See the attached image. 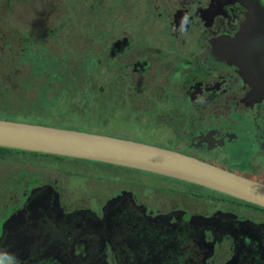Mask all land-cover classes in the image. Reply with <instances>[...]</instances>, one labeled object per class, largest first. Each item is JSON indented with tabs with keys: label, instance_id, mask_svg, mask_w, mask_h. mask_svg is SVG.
Masks as SVG:
<instances>
[{
	"label": "flooded vegetation",
	"instance_id": "obj_1",
	"mask_svg": "<svg viewBox=\"0 0 264 264\" xmlns=\"http://www.w3.org/2000/svg\"><path fill=\"white\" fill-rule=\"evenodd\" d=\"M133 1L116 0V5L149 18L155 24L151 25L154 31L172 30V40L166 39L169 53H164L163 47L156 49L158 57L164 59L160 66L155 58L136 54L138 47L132 37L129 41L118 40L111 44L108 54L116 65L113 71L117 78L130 74L135 79L130 91L113 86L110 92L115 96L107 92L112 97L105 104V127L95 129L82 121L74 123L70 113L61 118L63 122L49 121L46 114L34 123L159 145L264 182V97L255 91L248 96L252 84L244 80L236 65L213 49L218 37L233 38L250 12L264 17V12L252 11L258 7L247 8L251 2L264 10V0H168V10L163 9V2L152 6L149 0L137 10ZM257 23L264 27V20ZM122 47L128 51L125 55L120 51ZM132 53L136 55L128 58ZM146 61L150 64L147 69ZM180 63L185 67L202 66L201 77H189L186 68L180 77H172L175 70L179 72ZM143 74L149 79H136ZM122 81L126 83L124 77ZM138 86L147 87V93L156 97L143 95ZM170 93L176 104L169 116H159L163 113L159 106L168 101ZM137 96L142 100L139 105ZM122 112L124 117L115 123L124 120L132 126L128 130L131 133L121 124L116 126L119 129L110 128L112 119ZM241 143L248 150L246 160L233 164L229 149ZM35 154L59 160L35 171V181L40 182H29L22 176L24 183L14 184L21 192L18 195L16 189H11L7 198V204L13 200L7 206L11 211L5 209L0 219V237L4 233V239H11L6 247L16 249L18 264H264L262 205L141 168ZM66 159L76 167L66 168L69 175L63 179L58 164ZM107 173L116 176L111 184L98 189L105 181L96 188L90 182L94 176L107 180ZM37 196L41 198L38 206L30 203L31 207L25 209ZM16 211H20L18 222L27 232L20 234L17 223L3 228ZM16 230L18 235L14 234Z\"/></svg>",
	"mask_w": 264,
	"mask_h": 264
},
{
	"label": "rangeland",
	"instance_id": "obj_2",
	"mask_svg": "<svg viewBox=\"0 0 264 264\" xmlns=\"http://www.w3.org/2000/svg\"><path fill=\"white\" fill-rule=\"evenodd\" d=\"M149 1L152 6H159L157 2H163L164 10L171 7L168 0ZM145 3V0L133 1V4L136 5L134 8L137 10L140 9L141 4L146 6L147 3L146 5ZM131 11L116 5V0H0V82L3 85V87L0 86V89L8 87L11 95H15L19 99L25 98L21 104L22 107L18 105L9 113H0V118L35 122L40 118V114L46 113L50 117L49 121L59 123L63 122L61 118L65 113H70L71 118L75 119L74 123L82 121L81 123H86L95 129L101 126L105 127V124L102 123V118L107 115L105 104L112 97L107 95V92L115 96V92H110L115 88L114 84L118 88H127L126 92L130 91L135 79L130 74L117 78L115 71H112L116 65L114 64L111 68L106 67L100 59L109 54L111 44L118 40L129 41V38L132 37L134 45L138 47L136 54L155 58L157 66H160L164 59L158 57L156 49L163 47L162 51L166 54L170 50L166 39L172 40L171 28L154 31L151 25L155 24H152L149 18H141ZM48 31H54V33L50 35ZM159 39L164 41H159ZM129 48L127 47V49ZM120 51L123 55L128 52L123 47ZM129 51L133 50L129 49ZM136 54L132 53L128 58H132ZM49 56L57 58L60 64L55 60L54 64L50 66L53 65V70L59 68L63 77L56 82H50L43 76H35L31 79V84L27 89L22 88V79L29 70L33 69L36 58ZM92 57L98 59L97 64L92 62ZM121 61L125 62L126 59L122 58ZM149 66V61L144 62L145 69ZM132 67L136 68V66ZM184 68L189 71V77H201L202 75V66L185 67L180 63L177 67L179 72L175 70L172 77H180L181 73L185 71ZM39 71L41 72L40 69ZM126 71H129V68H126ZM34 72L37 73V71ZM123 73L125 74V72ZM122 77L126 83H123ZM136 79L141 81L149 78H147V74H143ZM136 84L139 85V83ZM146 85L144 84V86ZM50 87L52 88L48 92ZM100 87L102 88L101 92L98 91ZM88 89L97 92L94 97L89 94L83 95V92ZM137 89L143 95L146 93L156 97L153 93H147V87L139 88L138 86ZM78 94L83 96L80 97ZM48 95L53 98L50 99ZM33 97L39 100L41 106L36 107L29 102L26 104V101L32 100ZM147 97L149 98V96ZM118 101H122V98H118ZM136 101L139 105L142 101L141 97L137 96ZM158 101L162 102L160 99ZM175 104L176 98L170 93L168 101L159 106L163 110L159 116H169ZM0 108H6V106L1 104ZM77 114H81V117ZM119 117H124V113L116 114L110 128L119 129L116 127L118 124L125 125L123 130L126 131L132 128L131 125L124 123V120L122 123H115ZM161 118L164 119V117ZM126 122L128 123V121ZM130 123L132 124L131 119ZM133 133L140 135V132ZM229 151L231 163L245 162L248 150L243 143ZM6 156H0V219L5 209L11 211L7 206L11 205L13 200L7 204V198L11 189H16L14 184L20 182L19 179L18 182H15L12 178H8L9 173L14 172L20 177L26 176L29 182L35 181L38 177V172L35 171L41 170L45 166H51L59 160L55 156L30 154L29 152L8 153ZM89 164L95 165V163ZM75 167L76 165L70 164L69 159H66L58 164V171L64 179L69 175L66 168L74 169ZM99 167L104 170L109 168V166ZM106 175L108 176L107 180H101L100 177L94 176L90 182L96 188L99 182L105 181L103 185H99L98 189L105 187L113 182L112 179L116 178L113 173ZM37 181L35 182L37 183ZM16 191L19 195L21 189H16ZM0 264H14V262L6 261L0 262Z\"/></svg>",
	"mask_w": 264,
	"mask_h": 264
},
{
	"label": "water",
	"instance_id": "obj_3",
	"mask_svg": "<svg viewBox=\"0 0 264 264\" xmlns=\"http://www.w3.org/2000/svg\"><path fill=\"white\" fill-rule=\"evenodd\" d=\"M251 6L258 7L252 11L264 12L258 3L247 4V8ZM260 19L264 20V17L258 18L250 12L233 38L218 37L213 42V49L217 55L236 65L244 80L252 84L248 96L255 91L259 97H264V27L257 23ZM0 146L141 168L264 206V182L155 144L88 130L0 118ZM39 199L37 196L36 200L26 204L25 209L31 207L30 203L38 206ZM20 217V211L14 212L4 222L3 228L17 223L16 229L20 228V234L27 232L18 222ZM18 231L14 234L18 235ZM3 235L0 237V258L19 259L16 249L6 247L11 244V239H4Z\"/></svg>",
	"mask_w": 264,
	"mask_h": 264
},
{
	"label": "trees",
	"instance_id": "obj_4",
	"mask_svg": "<svg viewBox=\"0 0 264 264\" xmlns=\"http://www.w3.org/2000/svg\"><path fill=\"white\" fill-rule=\"evenodd\" d=\"M49 33H50V35H52L54 32L50 31ZM100 59H102V61L104 62L106 67L111 68L112 65H114L111 62L112 61L111 57L108 56V55L106 57H103V58H100ZM55 60H56V62L58 64H60L59 61L57 60V58H55V57H50V56L49 57H45V58L37 57L36 61H35V64H33V66H34L33 69L29 70L28 73L26 74V76L23 77V79H22V82H21L22 88H26L27 89V87L31 84L30 83L31 79H33L35 76H39V75L43 76L45 79H49L50 82H56L59 79H61L63 77L62 76V71H60L59 68H58V70H53V65L50 66L51 64H54ZM97 60L98 59L92 57V62H94L95 64H97ZM30 61L33 62V60H30ZM40 65H42V66L40 67ZM39 69L41 70V72L39 71ZM34 71H37V73L34 72ZM0 86L3 87V85H1V82H0ZM114 86H116V85L114 84ZM96 93L97 92H94L92 89H88V90L83 92V95L89 94L91 97H94ZM78 95L80 97L83 96L82 94H78ZM28 100L26 101V104H27ZM23 101H24V98L23 99H19V98H16L15 95H11L10 94V90H8V87L0 89V105L3 104V105L6 106V108H0V113H6V112L9 113V112H11L10 110H13L16 106H18V105L21 106ZM29 103H34V105L36 107L39 104L41 105V103L37 99L30 100ZM10 106H12L13 108L10 107ZM40 115H46V113H42ZM32 119H35V118L32 117ZM14 152H29V153H33V154L36 153V152H30V151H25V150H21V149H15V148H9V147H5V146H0V156H2V157H7L6 155L8 153L14 154ZM17 154H19V153H17ZM8 178H12V180L15 181V182H18V179H19L20 183H24V181H25L24 177H22V176L20 177L17 174H15L14 172H10ZM15 260L16 259L0 258V262H6L7 261V262H14V264L15 263L18 264Z\"/></svg>",
	"mask_w": 264,
	"mask_h": 264
}]
</instances>
